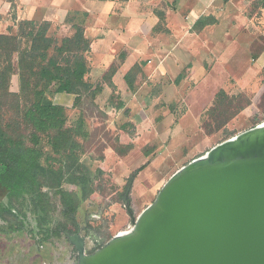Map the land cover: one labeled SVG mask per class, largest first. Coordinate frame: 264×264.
I'll use <instances>...</instances> for the list:
<instances>
[{
	"label": "rangeland",
	"instance_id": "374dc122",
	"mask_svg": "<svg viewBox=\"0 0 264 264\" xmlns=\"http://www.w3.org/2000/svg\"><path fill=\"white\" fill-rule=\"evenodd\" d=\"M217 4L226 5L225 0H217ZM241 9L242 13L225 18V24L220 25L230 28L232 24L238 29L236 38L244 31L251 38L246 54L249 66L238 78L231 73L228 61L221 58L222 65L205 62L206 72L214 73L218 79L207 83L192 79L187 68L184 80L153 78L148 61L136 80L135 90L125 87L117 93L118 87L111 85L110 92H87L74 107L67 108L70 122L83 120L88 136L80 138L84 148L81 161L97 174V191L82 204L77 215L87 253L131 228L180 168L216 144L264 121V65L256 67L254 61L264 52V12L258 0H248ZM220 27L215 42L225 38ZM233 68L242 69L238 65ZM220 89L233 103L221 107L216 104L215 95ZM200 92L206 96L201 107ZM47 97L55 103V92H48ZM214 104L225 113L224 109H229L226 115L236 113L225 115L228 118L221 128L217 123L222 116L212 110ZM120 144H131L127 154L118 153L116 146ZM44 147L43 162L52 154L49 146ZM99 170L102 173L98 174ZM133 173L136 176L129 183ZM1 201H7V192L2 189ZM0 225L6 224L0 220ZM34 226L36 221L27 223L21 232H0V264H79L69 236L53 237L39 245L31 230Z\"/></svg>",
	"mask_w": 264,
	"mask_h": 264
},
{
	"label": "trees",
	"instance_id": "16d2710c",
	"mask_svg": "<svg viewBox=\"0 0 264 264\" xmlns=\"http://www.w3.org/2000/svg\"><path fill=\"white\" fill-rule=\"evenodd\" d=\"M260 2L264 6V0ZM215 21L212 15L202 16L194 28L203 29ZM49 28L48 22L24 20L16 32L0 33V189L7 192V201L0 202V220L6 224L0 225V232H21L27 223L36 221L31 230L39 245L76 233L80 229L78 212L97 191V174L81 161L84 148L80 138L88 136L83 120L70 122L67 108L47 97L48 92L75 94L77 104L83 94L100 90L89 77L86 54L91 43L81 26L61 39L51 35ZM115 71L111 66L108 74ZM142 71L136 66L125 75L130 89H135L137 74ZM16 73L19 92L11 91ZM215 101L220 107L233 103L223 90ZM216 104L212 110L222 116L217 123L221 128L226 116L236 113L226 115L229 109L225 113ZM45 145L52 154L43 162ZM130 149L131 144L116 146L121 155Z\"/></svg>",
	"mask_w": 264,
	"mask_h": 264
},
{
	"label": "crops",
	"instance_id": "0c3cea01",
	"mask_svg": "<svg viewBox=\"0 0 264 264\" xmlns=\"http://www.w3.org/2000/svg\"><path fill=\"white\" fill-rule=\"evenodd\" d=\"M225 3L222 7L217 0H0V33L16 32L24 20L48 22L49 33L60 39L72 36L76 26L83 27L91 43L86 54L89 77L95 86H100L98 92H110L111 85L118 87L117 93L123 91L128 87L125 75L133 67L143 69L148 61L153 78L184 80L187 68L195 81L215 82L218 79L214 73L206 72L205 62L222 65L220 58L226 60L232 66L231 73L238 78L249 66L246 54L252 43L246 31L236 38L238 29L232 28V24L230 28L220 27L225 18L242 13L248 0ZM258 3L264 12L260 0ZM210 15L216 20L214 24L194 28L202 16ZM218 27L225 37L221 42L214 38ZM254 61L256 67L264 65V52ZM235 65L242 69L236 70ZM111 66L116 67L112 75L108 74ZM19 90L20 77L16 73L12 76L11 91ZM199 97V107L204 106L206 96L201 93ZM75 98V94L56 93L55 103L72 108Z\"/></svg>",
	"mask_w": 264,
	"mask_h": 264
},
{
	"label": "water",
	"instance_id": "95a60500",
	"mask_svg": "<svg viewBox=\"0 0 264 264\" xmlns=\"http://www.w3.org/2000/svg\"><path fill=\"white\" fill-rule=\"evenodd\" d=\"M259 140L176 173L136 219L131 236L115 243L113 237L87 253L80 229L68 235L79 264H264V139ZM128 211L133 218L130 206Z\"/></svg>",
	"mask_w": 264,
	"mask_h": 264
},
{
	"label": "bare ground",
	"instance_id": "6f19581e",
	"mask_svg": "<svg viewBox=\"0 0 264 264\" xmlns=\"http://www.w3.org/2000/svg\"><path fill=\"white\" fill-rule=\"evenodd\" d=\"M263 136V138H261ZM239 139H241L240 141H238ZM261 140V139H264V121L259 123L257 127H252L250 129H247L243 132H240L239 134H236L218 144H216L213 149V151H211L210 155L207 156V157H204V158H201L197 161H195L193 164H191L189 167H185V168H180L175 174L176 175H179L185 171H187L188 169L190 168H193V167H196V166H199V165H202L204 163H207L209 162V158H212V160H216V159H220L222 157V155H220L219 152L223 151V152H226V151H229L230 149H232V147H238L243 145V144H246V143H249V141H253V140ZM259 140V141H260ZM264 141V140H262ZM211 148V149H212ZM210 149V150H211ZM236 151V150H235ZM222 152V153H223ZM256 153H259V151L255 150ZM254 152V153H255ZM219 153V154H217ZM173 174L172 177L175 175ZM175 175V176H176ZM153 204H150L138 217H142L145 213H147L150 209V207H152ZM136 225H133L131 228H129L128 230H125V231H120L118 234H116L114 236V239L112 240V242H117V241H120L121 239L123 238H126L128 236H131L133 235L135 232H136Z\"/></svg>",
	"mask_w": 264,
	"mask_h": 264
}]
</instances>
